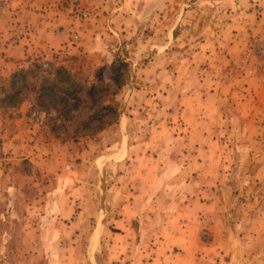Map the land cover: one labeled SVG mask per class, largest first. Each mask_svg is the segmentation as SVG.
<instances>
[{
  "label": "rangeland",
  "instance_id": "1",
  "mask_svg": "<svg viewBox=\"0 0 264 264\" xmlns=\"http://www.w3.org/2000/svg\"><path fill=\"white\" fill-rule=\"evenodd\" d=\"M17 1L0 0V16ZM58 1L80 22L91 21L94 47L77 54L52 49L32 60L63 64L82 81L100 71L117 113L108 115L107 133L82 130L78 121L65 126L50 120L60 105L37 104L34 90L9 106L2 84L13 71L0 74V264H116L103 237L117 215L110 188L126 166L99 153L128 139V131L144 138L166 124L183 132L181 96L202 91L219 92L210 121L223 126L221 150L236 161L218 183L226 214L231 222L252 218L264 199V177H257L258 159L264 162V0H147L128 5L127 20L114 16L122 0ZM227 43L239 44L233 55ZM114 73L123 82L115 94ZM42 75H29V83Z\"/></svg>",
  "mask_w": 264,
  "mask_h": 264
},
{
  "label": "crops",
  "instance_id": "2",
  "mask_svg": "<svg viewBox=\"0 0 264 264\" xmlns=\"http://www.w3.org/2000/svg\"><path fill=\"white\" fill-rule=\"evenodd\" d=\"M142 1L147 0H122L114 16L127 20L128 5ZM156 1L162 5L166 2ZM17 3L14 11L5 10L0 16V74H9L52 49L77 54L94 47L91 21L80 22L58 0ZM76 31L80 37L73 40L71 35ZM238 45L227 43L228 52ZM219 87L235 95L230 83L222 82ZM216 94L219 92L214 89L181 96L180 112L186 120L183 132L166 124L150 128L144 138L130 137L128 131V139L110 141L99 153L105 162L124 160L126 166L118 171L110 188V210L117 215L103 241L111 261L264 264V199L254 204L252 218L231 222L219 196L218 183L236 161L221 150L226 145L219 134L223 126L210 121L215 114L211 99ZM104 132L107 130L100 131ZM261 161L259 158V179L264 177ZM262 192L258 190L259 196ZM204 229L207 236H203Z\"/></svg>",
  "mask_w": 264,
  "mask_h": 264
},
{
  "label": "trees",
  "instance_id": "3",
  "mask_svg": "<svg viewBox=\"0 0 264 264\" xmlns=\"http://www.w3.org/2000/svg\"><path fill=\"white\" fill-rule=\"evenodd\" d=\"M39 71L43 73L41 81L30 84L29 75L37 76ZM99 72L96 71L94 80L82 81L63 64L53 61L37 62L34 59L26 68H18L10 74L7 86L2 84V99L9 106H16L29 97L26 91L34 90L37 104L45 106V99L51 105H60L61 112L50 116V120L61 118L63 124L67 122L65 126L78 121L76 126L81 125L82 130H100L104 128L108 115L117 113V101L105 94L108 88L102 83ZM113 77L116 83L113 90L115 94L123 82L118 73H114ZM72 111L75 112L73 117L70 115ZM53 124L56 125L55 122Z\"/></svg>",
  "mask_w": 264,
  "mask_h": 264
},
{
  "label": "built area",
  "instance_id": "4",
  "mask_svg": "<svg viewBox=\"0 0 264 264\" xmlns=\"http://www.w3.org/2000/svg\"><path fill=\"white\" fill-rule=\"evenodd\" d=\"M83 15L85 16V15H86V13H84ZM75 36L77 37L78 35H77V34H75Z\"/></svg>",
  "mask_w": 264,
  "mask_h": 264
}]
</instances>
